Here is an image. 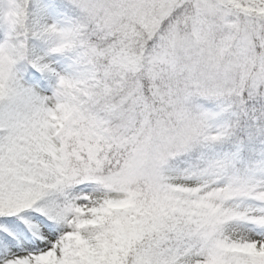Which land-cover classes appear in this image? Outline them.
<instances>
[{
  "label": "snow or ice",
  "instance_id": "snow-or-ice-1",
  "mask_svg": "<svg viewBox=\"0 0 264 264\" xmlns=\"http://www.w3.org/2000/svg\"><path fill=\"white\" fill-rule=\"evenodd\" d=\"M0 264H264V0H5Z\"/></svg>",
  "mask_w": 264,
  "mask_h": 264
},
{
  "label": "trees",
  "instance_id": "trees-1",
  "mask_svg": "<svg viewBox=\"0 0 264 264\" xmlns=\"http://www.w3.org/2000/svg\"><path fill=\"white\" fill-rule=\"evenodd\" d=\"M5 5V0H0V8H2Z\"/></svg>",
  "mask_w": 264,
  "mask_h": 264
}]
</instances>
